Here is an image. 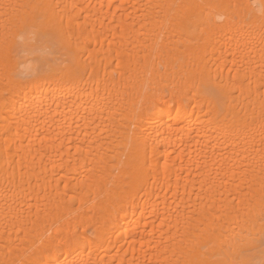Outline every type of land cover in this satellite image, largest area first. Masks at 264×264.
I'll list each match as a JSON object with an SVG mask.
<instances>
[{"label": "bare ground", "instance_id": "bare-ground-1", "mask_svg": "<svg viewBox=\"0 0 264 264\" xmlns=\"http://www.w3.org/2000/svg\"><path fill=\"white\" fill-rule=\"evenodd\" d=\"M0 264H264V0H0Z\"/></svg>", "mask_w": 264, "mask_h": 264}]
</instances>
